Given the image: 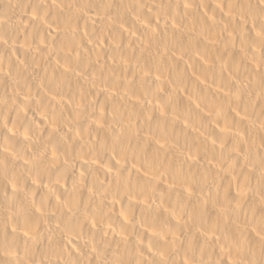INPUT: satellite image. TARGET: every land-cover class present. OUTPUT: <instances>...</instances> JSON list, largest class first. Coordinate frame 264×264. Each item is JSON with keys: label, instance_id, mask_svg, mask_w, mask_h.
I'll use <instances>...</instances> for the list:
<instances>
[{"label": "bare ground", "instance_id": "bare-ground-1", "mask_svg": "<svg viewBox=\"0 0 264 264\" xmlns=\"http://www.w3.org/2000/svg\"><path fill=\"white\" fill-rule=\"evenodd\" d=\"M0 264H264V0H0Z\"/></svg>", "mask_w": 264, "mask_h": 264}]
</instances>
